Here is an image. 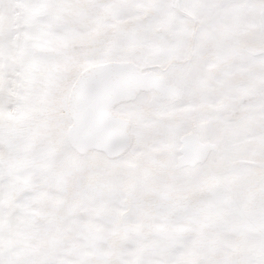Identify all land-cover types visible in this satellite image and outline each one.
Returning a JSON list of instances; mask_svg holds the SVG:
<instances>
[{"label":"snow or ice","instance_id":"obj_1","mask_svg":"<svg viewBox=\"0 0 264 264\" xmlns=\"http://www.w3.org/2000/svg\"><path fill=\"white\" fill-rule=\"evenodd\" d=\"M0 264H264V0H0Z\"/></svg>","mask_w":264,"mask_h":264}]
</instances>
